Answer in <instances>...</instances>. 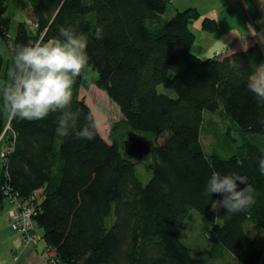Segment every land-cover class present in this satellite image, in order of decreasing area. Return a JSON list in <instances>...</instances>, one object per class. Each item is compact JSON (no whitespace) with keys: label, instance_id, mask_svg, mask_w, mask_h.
<instances>
[{"label":"trees","instance_id":"obj_1","mask_svg":"<svg viewBox=\"0 0 264 264\" xmlns=\"http://www.w3.org/2000/svg\"><path fill=\"white\" fill-rule=\"evenodd\" d=\"M17 5L30 11L34 27L0 16L10 49L8 58L0 49V81L7 79L16 45L47 42L60 28L72 27L86 37L87 67L98 74V88L123 120L107 142L79 95L85 71L73 86L71 110L79 113L77 130L95 124L91 141L76 139L75 132L58 136L59 113L13 119L0 101V211L10 198L33 199L34 221L56 264H205L184 238L193 212L201 220L197 239L207 241V261L231 257L237 264H264V236L255 237L264 234V174L258 166L264 104L246 87L248 75L264 64V48L244 37L212 57L195 56L191 26L202 14L189 8L166 19L172 0H18ZM97 26L103 39L95 38ZM216 28L215 20L203 19L204 31ZM233 61L239 76L229 67ZM206 113H224L231 122L241 139L234 140V154L207 152L201 140ZM123 127L154 142L148 161L122 152ZM138 165L151 173L147 183ZM214 172L247 176L255 203L229 216L224 209L211 211L209 199H222L204 195Z\"/></svg>","mask_w":264,"mask_h":264},{"label":"clouds","instance_id":"obj_2","mask_svg":"<svg viewBox=\"0 0 264 264\" xmlns=\"http://www.w3.org/2000/svg\"><path fill=\"white\" fill-rule=\"evenodd\" d=\"M264 6V0H259ZM96 39H103V28L97 26ZM88 41L83 34L72 28H60L57 36L47 42L33 45H16L12 67L7 79L0 81V101L13 119L36 121L50 114L59 113L56 133L69 137L75 132L76 139L95 138V124L77 130L78 111L71 110L73 86L89 64L86 51ZM229 67L237 76L241 73L234 61ZM246 87L257 101L264 104V64L248 75ZM259 171L264 174V155L258 160ZM244 185V187H240ZM221 194L222 199L211 200V211L226 210L225 216L239 213L255 203L254 189L248 177L212 173L204 195Z\"/></svg>","mask_w":264,"mask_h":264},{"label":"rangeland","instance_id":"obj_3","mask_svg":"<svg viewBox=\"0 0 264 264\" xmlns=\"http://www.w3.org/2000/svg\"><path fill=\"white\" fill-rule=\"evenodd\" d=\"M10 5L6 16H13L14 20L17 22H26L32 28L34 27L33 23L30 21L31 15L30 11H24L18 7V0H9ZM173 16V8H170L168 14L166 15V19H170ZM202 19L192 24L191 29L194 32L196 38L194 44L192 46V53L195 56H209L211 52L214 50H206L208 48L211 40L205 39L203 37V30L201 28ZM13 35V31L11 32ZM1 52L5 58L9 56V48L5 47L4 44L0 45ZM98 78V74L94 72L91 68L86 67L84 83L80 88V98L84 99L86 103L89 105L91 110L93 111L97 128L101 133L102 137L107 141L111 142V133L114 125L123 120L122 113L116 104L108 97V95L100 90L96 84ZM161 91H164V88H160ZM205 123L202 129L201 140L202 143L207 150V152L212 153L216 152L222 156H229L234 154L236 151L237 143L235 141H240L239 135L231 129V122L227 119L224 113L212 114L206 113ZM129 129L127 127H123L121 130V150L124 153L125 150L123 148L124 134ZM128 133V132H127ZM125 134V137L127 135ZM146 137V136H144ZM235 140V141H234ZM125 154V153H124ZM137 173L139 178L143 181V183H147L151 179V173H149L143 165L137 166ZM16 206L11 205L9 202L6 203L4 208L0 211V264H3L7 261H12L14 259V254L12 251L19 250L27 243L21 238L19 233H15L12 229V220L10 218L11 212L15 211ZM196 216H194L189 223L187 229L184 231V238L191 242V244L196 248L197 258L203 261L205 264H237L235 260L231 257H225L223 261H207L208 256V245L207 241L197 239V231L201 228V220L198 218L199 215L196 212H193ZM198 216V217H197ZM112 220L110 219L111 226ZM37 234H41V231L38 229ZM264 234L258 232L255 237L258 241H261ZM32 251L36 250L39 252L38 248L32 244H27ZM45 243L43 241L39 242V246L43 247ZM20 253V252H19ZM46 259V264H51L49 259H47V255L43 254ZM20 257V255L18 256Z\"/></svg>","mask_w":264,"mask_h":264},{"label":"crops","instance_id":"obj_4","mask_svg":"<svg viewBox=\"0 0 264 264\" xmlns=\"http://www.w3.org/2000/svg\"><path fill=\"white\" fill-rule=\"evenodd\" d=\"M172 8L173 12L196 8L203 19L216 21L217 28L214 31L207 32L202 29L203 37L211 40L206 50L214 51L209 56L198 57H212L244 37L255 39L264 48V6L259 0H172ZM12 252L15 257L6 264H46L43 254L32 251L27 244L19 250L20 253L17 254L15 250Z\"/></svg>","mask_w":264,"mask_h":264},{"label":"built area","instance_id":"obj_5","mask_svg":"<svg viewBox=\"0 0 264 264\" xmlns=\"http://www.w3.org/2000/svg\"><path fill=\"white\" fill-rule=\"evenodd\" d=\"M8 202L16 206L15 211H12L10 216L13 222V231L21 235L24 243L32 244L38 248L39 252H44L51 264H56L55 253L47 248L46 245L43 247L39 246V242L43 241V235L37 234L38 228L33 218L35 213L33 199L23 202L15 198H10Z\"/></svg>","mask_w":264,"mask_h":264},{"label":"water","instance_id":"obj_6","mask_svg":"<svg viewBox=\"0 0 264 264\" xmlns=\"http://www.w3.org/2000/svg\"><path fill=\"white\" fill-rule=\"evenodd\" d=\"M9 5V0H0V16L7 13ZM4 42L5 32L0 24V44H4ZM153 147L152 140L132 132L127 133L123 144L125 156L139 163L149 160Z\"/></svg>","mask_w":264,"mask_h":264},{"label":"bare ground","instance_id":"obj_7","mask_svg":"<svg viewBox=\"0 0 264 264\" xmlns=\"http://www.w3.org/2000/svg\"><path fill=\"white\" fill-rule=\"evenodd\" d=\"M8 203V202H7Z\"/></svg>","mask_w":264,"mask_h":264}]
</instances>
